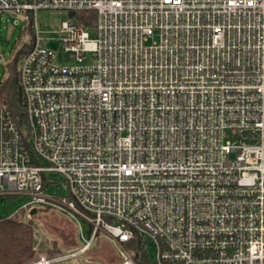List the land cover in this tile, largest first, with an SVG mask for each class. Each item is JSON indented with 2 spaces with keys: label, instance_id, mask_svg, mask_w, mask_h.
<instances>
[{
  "label": "built area",
  "instance_id": "obj_1",
  "mask_svg": "<svg viewBox=\"0 0 264 264\" xmlns=\"http://www.w3.org/2000/svg\"><path fill=\"white\" fill-rule=\"evenodd\" d=\"M44 9L70 13L60 51L43 44ZM6 12L33 40L26 124L0 107V199L27 201L0 219L51 210L82 242L49 258L33 226L29 264L104 237L121 264L140 249L150 264H264V0H0ZM57 175L69 196L48 192Z\"/></svg>",
  "mask_w": 264,
  "mask_h": 264
},
{
  "label": "rangeland",
  "instance_id": "obj_2",
  "mask_svg": "<svg viewBox=\"0 0 264 264\" xmlns=\"http://www.w3.org/2000/svg\"><path fill=\"white\" fill-rule=\"evenodd\" d=\"M35 20L42 31L43 44L60 51L62 45L57 32L60 30L63 21L71 20L70 13L67 11L44 9L37 12ZM32 40L33 32L30 20L26 14L18 16L6 12L0 17V56L2 57L0 61V88L6 76L7 65L10 63L14 52L24 50L27 44L31 46ZM22 61L23 58L18 61L19 69ZM55 179L56 183L48 188V192L69 196V191L63 185V177L57 175ZM26 201L24 198L11 199L4 197L2 200L0 199V217H11ZM27 222L32 223V228L36 226L40 229L46 241L47 239H55L63 254L76 252L82 244L75 224L62 214L51 210L45 211L39 209L38 214ZM81 225L84 234L88 236L91 228L90 225L82 220ZM44 248H46V245L43 244L42 250ZM149 254L150 263L153 253L149 252ZM54 264H121L119 247L112 239L104 237L96 244H93L85 253Z\"/></svg>",
  "mask_w": 264,
  "mask_h": 264
},
{
  "label": "trees",
  "instance_id": "obj_3",
  "mask_svg": "<svg viewBox=\"0 0 264 264\" xmlns=\"http://www.w3.org/2000/svg\"><path fill=\"white\" fill-rule=\"evenodd\" d=\"M96 14L93 11H82L78 14V23L85 27L93 23ZM30 45L27 44L24 50L15 51L7 65L6 76L0 88V107L6 105L18 123L25 125L24 96L19 81L18 61L25 57ZM101 239H98L99 242ZM46 248L42 250L49 258L62 256L55 239H47L44 243ZM138 249V247H136ZM139 250V261L141 264H150L149 255L146 257ZM37 259L34 251V238L32 223L25 222L15 217L0 219V264H29Z\"/></svg>",
  "mask_w": 264,
  "mask_h": 264
},
{
  "label": "water",
  "instance_id": "obj_4",
  "mask_svg": "<svg viewBox=\"0 0 264 264\" xmlns=\"http://www.w3.org/2000/svg\"><path fill=\"white\" fill-rule=\"evenodd\" d=\"M2 60V57L0 56V61ZM32 214H36V211L34 210V211H32ZM136 256H137V254H136Z\"/></svg>",
  "mask_w": 264,
  "mask_h": 264
}]
</instances>
